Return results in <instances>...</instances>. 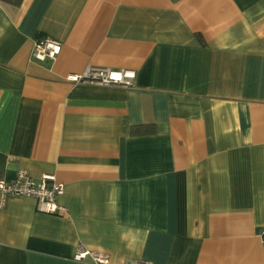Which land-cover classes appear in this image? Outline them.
I'll use <instances>...</instances> for the list:
<instances>
[{
	"label": "crops",
	"instance_id": "0c3cea01",
	"mask_svg": "<svg viewBox=\"0 0 264 264\" xmlns=\"http://www.w3.org/2000/svg\"><path fill=\"white\" fill-rule=\"evenodd\" d=\"M87 65L135 79H66ZM19 169L64 211L0 197V264H264V0H0V177Z\"/></svg>",
	"mask_w": 264,
	"mask_h": 264
},
{
	"label": "built area",
	"instance_id": "2783aa9c",
	"mask_svg": "<svg viewBox=\"0 0 264 264\" xmlns=\"http://www.w3.org/2000/svg\"><path fill=\"white\" fill-rule=\"evenodd\" d=\"M61 51V43L53 39L37 41L31 55L39 60L55 59ZM71 82H89L100 85H119L130 87L135 79V71L130 69H112L87 65L80 73L66 76ZM63 184L58 182L53 174H44L38 179L33 178L26 169H19L12 179L0 177V197H29L36 201L39 212L60 214L64 208L58 204V198L63 194ZM264 241V229L261 232ZM73 260L82 262L88 260L91 264H109L108 255L104 252L93 251L78 247ZM123 264H149L145 261H125Z\"/></svg>",
	"mask_w": 264,
	"mask_h": 264
},
{
	"label": "trees",
	"instance_id": "16d2710c",
	"mask_svg": "<svg viewBox=\"0 0 264 264\" xmlns=\"http://www.w3.org/2000/svg\"><path fill=\"white\" fill-rule=\"evenodd\" d=\"M1 1L6 2V3H9V4H12L14 6H18L21 3L22 0H1ZM139 128H144L145 129V126H143V127L133 126L131 128V131L130 132L132 134L138 133L139 132ZM153 131H154L153 127H148L146 130H143V132H148V133L149 132H153Z\"/></svg>",
	"mask_w": 264,
	"mask_h": 264
}]
</instances>
